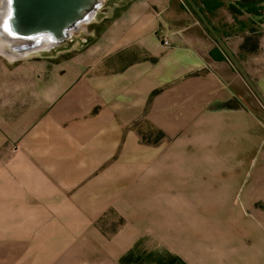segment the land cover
<instances>
[{"label":"crops","instance_id":"obj_1","mask_svg":"<svg viewBox=\"0 0 264 264\" xmlns=\"http://www.w3.org/2000/svg\"><path fill=\"white\" fill-rule=\"evenodd\" d=\"M224 1L118 0L71 58L0 60V241L20 264H264V23L242 54ZM156 128L184 131L142 143ZM110 211L127 223L109 238Z\"/></svg>","mask_w":264,"mask_h":264},{"label":"rangeland","instance_id":"obj_2","mask_svg":"<svg viewBox=\"0 0 264 264\" xmlns=\"http://www.w3.org/2000/svg\"><path fill=\"white\" fill-rule=\"evenodd\" d=\"M118 0H102L101 6L97 8L95 11V14L91 18V20L87 23H83L79 29H76L73 31L72 36L67 39L66 41H63L59 44L53 45L51 49L46 50H38L34 52H30L24 56H21L23 60H29V59H37V58H52L56 57V59H68L71 58L75 53H77V50H81L84 47L94 43L98 37H99V31L101 28V25H104L105 22L111 20L115 16V7L114 3ZM235 0H228V2H234ZM3 6V0H0V8ZM108 17V18H106ZM229 25V26H228ZM225 24V31L227 33H232V27L231 24ZM248 27L251 28L253 26L259 28L262 27V24H259L252 20V23H247ZM97 42V41H96ZM9 42L6 39H3L2 36H0V60H11L12 63H18L19 60H16L18 57L14 56L13 53L10 51V46L8 44ZM130 62V61H128ZM237 70L238 67L235 64ZM252 83V82H251ZM250 85V83H249ZM253 87L252 90V100H250L249 106L253 110V112L259 117L260 121L263 123V98L259 97L257 94V89L252 83ZM255 88V89H254ZM254 97V98H253ZM256 97V98H255ZM181 131H184L183 129L177 130V133H173L172 135H166L162 130L156 128L155 130H147V129H141V142L145 144H154L157 147L159 145H162L164 143L171 145L172 147H175L178 145L180 141V134ZM186 140V146L188 147V155L196 156V153L194 151H190L191 148H196L195 140L193 136H187ZM205 159H209L208 153H204ZM191 157H189L190 159ZM261 162V155H257L255 165L256 168L246 169L247 171L251 172L250 175L253 176H261L263 175V168L257 167L259 166V163ZM188 175L191 176L195 174L197 168H188ZM204 175L208 174H219L222 176H229L232 175L233 169H229L227 167L224 168H204ZM238 172V169H236ZM210 172V173H209ZM236 172V175L238 174ZM256 186L259 187V184H252L250 186ZM127 223L126 217L123 218L116 213L110 211L105 217L101 218L100 225L103 228L105 234L108 235L110 238L112 235H114L115 230H117L119 227H121L123 224ZM0 235H4V224L0 226ZM2 237V236H0ZM3 238V237H2ZM30 249H28L29 251ZM47 252H50L47 255V259H50L53 253H51L52 249H47ZM19 248H10L7 247V245L3 246V242L0 241V264H20L19 262ZM35 257H28V264H47L44 262H35ZM65 264V263H64Z\"/></svg>","mask_w":264,"mask_h":264},{"label":"water","instance_id":"obj_3","mask_svg":"<svg viewBox=\"0 0 264 264\" xmlns=\"http://www.w3.org/2000/svg\"><path fill=\"white\" fill-rule=\"evenodd\" d=\"M101 4L102 0H8L9 15L3 26L0 24V36L27 41L24 47L14 43L10 46L12 53L23 55L42 42L44 35L56 45L69 39L83 22H89Z\"/></svg>","mask_w":264,"mask_h":264},{"label":"trees","instance_id":"obj_4","mask_svg":"<svg viewBox=\"0 0 264 264\" xmlns=\"http://www.w3.org/2000/svg\"><path fill=\"white\" fill-rule=\"evenodd\" d=\"M201 2L203 7L211 13L226 5L224 0H201ZM227 8L235 16V25L232 27V33L226 31L224 33L230 36L236 32H245L244 40L240 45L241 53L248 54L258 51L262 34L261 28L259 26L249 28L247 23H252V20L259 24L264 23V0H235L227 3ZM244 14L250 16L248 21L237 18Z\"/></svg>","mask_w":264,"mask_h":264},{"label":"bare ground","instance_id":"obj_5","mask_svg":"<svg viewBox=\"0 0 264 264\" xmlns=\"http://www.w3.org/2000/svg\"><path fill=\"white\" fill-rule=\"evenodd\" d=\"M9 15V9H8V0H6V2H3V6L2 8H0V24L3 26V23L5 22V18ZM83 23H87V21L83 22ZM4 31L8 34V32L4 29ZM3 39H6L9 43V46L13 45L12 43H14L15 45H20L21 47H24L25 45H27V41H23L22 39H17L14 41H10L9 39H7L6 37H3ZM40 40H42V42L40 43H36L37 45L34 46V49H30L31 51H36V50H42V49H46L47 47H51L54 45V40L47 35H44L40 38Z\"/></svg>","mask_w":264,"mask_h":264},{"label":"built area","instance_id":"obj_6","mask_svg":"<svg viewBox=\"0 0 264 264\" xmlns=\"http://www.w3.org/2000/svg\"><path fill=\"white\" fill-rule=\"evenodd\" d=\"M163 44H169V40L167 39L163 40Z\"/></svg>","mask_w":264,"mask_h":264}]
</instances>
